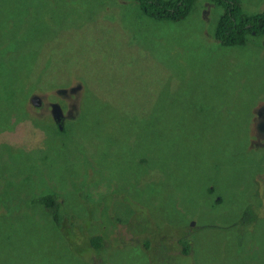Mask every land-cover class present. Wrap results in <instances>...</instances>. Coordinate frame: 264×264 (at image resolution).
Segmentation results:
<instances>
[{"label": "rangeland", "instance_id": "obj_1", "mask_svg": "<svg viewBox=\"0 0 264 264\" xmlns=\"http://www.w3.org/2000/svg\"><path fill=\"white\" fill-rule=\"evenodd\" d=\"M220 14L209 0L177 21L133 0H0V106L25 108L29 133L0 118L16 151L0 161V264H179L178 250L188 264H264V35L221 45ZM47 192L65 228L28 199ZM109 224L110 248H90Z\"/></svg>", "mask_w": 264, "mask_h": 264}, {"label": "trees", "instance_id": "obj_2", "mask_svg": "<svg viewBox=\"0 0 264 264\" xmlns=\"http://www.w3.org/2000/svg\"><path fill=\"white\" fill-rule=\"evenodd\" d=\"M136 2L138 9L140 12L149 18L161 20H171V21H177L180 20L188 15L190 12L191 6L194 1L196 0H133ZM212 3H216L221 8V14L216 22L215 30L212 33V37L218 41L221 45H236L240 44L243 41V37L246 34H254V35H264V5L261 7V9L254 13H243L242 7L238 1L235 0H209ZM13 107L18 108V105H10V106H0V118H3V125L4 129H9L11 127H15L17 123L24 122V127L27 130V111L21 109L20 110L13 109ZM18 113V115H16ZM14 114V120L16 123L13 125L9 122V119H11V115ZM37 119L32 120V124L36 127H39L40 125L36 123ZM34 121V122H33ZM41 128V126H40ZM31 129V128H30ZM44 130V129H43ZM29 138V136H28ZM88 146H91L88 142H86ZM0 146H2V149H0V155L4 154V158L0 156L3 160V166H12L13 159L12 156L15 155V152L8 144H4L0 142ZM10 182V181H9ZM11 183V182H10ZM13 184V183H12ZM30 202L36 203L41 207V210L45 211L47 215H49V218L51 221L57 226L59 229L65 228L66 225L63 222L62 219L59 218V207H60V199L58 200V196L52 193H41L37 196L28 198ZM18 201H20V197L18 198ZM109 207V201L103 198L102 204L99 210V216L100 221L98 222L99 228H105L104 224L109 223V214H107L106 211H108ZM249 205L246 206L241 216L238 220V224L240 225H246L251 220V215L249 213ZM11 213V211H9ZM2 215V213H0ZM7 215V214H4ZM18 217H20L19 214H17ZM62 221V222H61ZM133 221V222H132ZM130 221L131 223H135L136 220ZM114 225V223H113ZM113 227V229H112ZM123 229H120V233L122 234V231L124 232L125 239L131 238V236L134 230V227L132 226V230H127L125 224H122ZM118 226H109L107 227V231L109 233V236L106 234V237L104 235H101L100 233H97V236L91 235L86 237V243L89 245L90 248L95 249L96 251H101L102 249H109L111 240L116 238L115 232L118 234ZM137 234H140L139 230H137ZM111 237L110 239H107ZM119 237V235H118ZM177 243H180L184 247V251L188 250L189 243H187L186 240H183L182 238L176 239ZM127 242V241H126ZM127 244H132L128 243ZM146 244V243H144ZM147 245V244H146ZM178 257L175 258L176 262L178 260H182L179 264H188V260L186 259L183 261L182 255L180 251H176ZM90 258L93 264H103V261L100 258H94L93 253L90 254Z\"/></svg>", "mask_w": 264, "mask_h": 264}, {"label": "water", "instance_id": "obj_3", "mask_svg": "<svg viewBox=\"0 0 264 264\" xmlns=\"http://www.w3.org/2000/svg\"><path fill=\"white\" fill-rule=\"evenodd\" d=\"M79 87L80 86H75V87H72L70 90L71 91H75V90L79 89ZM57 91H58V93L59 92H61V93L65 92L64 89H59ZM30 100H31V102L33 104L40 105L41 97L35 94L34 96H32L30 98ZM53 114H54L53 115L54 118L57 119V121H58V127L61 129L62 128V125L59 123L60 122V119H61V116H60V111H59V108H58V105L57 104H53ZM190 225H192V222H190Z\"/></svg>", "mask_w": 264, "mask_h": 264}, {"label": "flooded vegetation", "instance_id": "obj_4", "mask_svg": "<svg viewBox=\"0 0 264 264\" xmlns=\"http://www.w3.org/2000/svg\"><path fill=\"white\" fill-rule=\"evenodd\" d=\"M34 95H35V94H34ZM40 105H41V104H40ZM58 108H59L60 116H61V120H60L59 123L62 125V118H63L62 111H61L62 109H61V107H60L59 105H58ZM52 109H53V106H52ZM260 122H261V121L258 120L257 128L259 129V131L261 130V129H260ZM245 207H246V206H244V208H245ZM244 208H243V209H244Z\"/></svg>", "mask_w": 264, "mask_h": 264}]
</instances>
